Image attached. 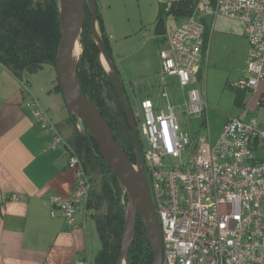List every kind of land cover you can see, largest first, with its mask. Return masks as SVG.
<instances>
[{
	"label": "built area",
	"instance_id": "obj_1",
	"mask_svg": "<svg viewBox=\"0 0 264 264\" xmlns=\"http://www.w3.org/2000/svg\"><path fill=\"white\" fill-rule=\"evenodd\" d=\"M179 1L167 0V10ZM208 16L243 24L248 76L236 89L256 90L264 81V0H197L193 13L166 34L157 100L137 99L132 109L137 125L143 126L139 148L159 219L163 264H264V127L257 119L232 118L212 143L207 102L194 87L206 57ZM170 79L183 104L171 102ZM27 106L44 129L54 132L50 148L62 147L75 170L71 197L51 200L53 213L59 211L74 229L78 210L90 198L92 178L47 114L34 101ZM177 108L190 123L202 119L209 135L185 131ZM76 128L85 134L78 120Z\"/></svg>",
	"mask_w": 264,
	"mask_h": 264
},
{
	"label": "crops",
	"instance_id": "obj_2",
	"mask_svg": "<svg viewBox=\"0 0 264 264\" xmlns=\"http://www.w3.org/2000/svg\"><path fill=\"white\" fill-rule=\"evenodd\" d=\"M112 1L114 0H97L104 28L110 39L112 57L109 56V59L111 62L116 59L119 62L120 49L124 45H120L118 39H131L136 32L132 29V24L119 20L120 11L113 9ZM166 1L156 0L159 14ZM206 19L210 20L213 29L209 39L205 22V64L208 65V71L205 72V91L197 88L202 67L197 73L194 87L207 102L206 82L210 70L218 69L222 54L227 51L236 52L241 41L244 43V54L240 55L236 65L231 66L238 74L232 87L248 76L249 44L241 21L224 16H208ZM226 21L234 24L226 28L222 24ZM157 22V40L165 49L169 30L165 22V26L159 28ZM95 34L102 39L99 19L96 21ZM99 60L104 70L113 74L104 54L100 53ZM160 63L161 59L153 77L146 78L148 82H154L149 88V94L154 99L147 97L139 100H157ZM170 82L171 93L173 90L180 92L175 79H170ZM58 84L56 70L48 64L37 73H25L22 77H17L0 63V264H97L102 243L96 219L87 203L78 210L77 227L74 229L59 211L53 213L52 198L67 200L71 197L76 181L75 170L62 147L50 148L54 132L44 129L33 116L34 108L27 106V102L34 101L68 141L73 135L74 127ZM129 85L130 92L138 95L133 82H129ZM238 94L240 101H237ZM234 105L238 111L233 110L225 115L221 132L232 118H239L244 122L257 119L263 126L264 81L256 90L238 92L236 89ZM217 110L221 111V103H218ZM256 115L259 119L255 118ZM261 155L264 156V150Z\"/></svg>",
	"mask_w": 264,
	"mask_h": 264
},
{
	"label": "trees",
	"instance_id": "obj_3",
	"mask_svg": "<svg viewBox=\"0 0 264 264\" xmlns=\"http://www.w3.org/2000/svg\"><path fill=\"white\" fill-rule=\"evenodd\" d=\"M196 2L197 0H180L168 10L164 4L157 27L165 26V18L189 17ZM97 17L103 45L112 57L110 39L99 10ZM61 36L59 0H0V63L17 77H22L25 73H37L47 64L56 69ZM80 42L83 52L78 61L77 73L82 91L99 108L116 141L135 163L131 126L120 95L100 63V49L92 35V14L87 5ZM58 90L61 91L59 84ZM111 100L117 106L115 114L111 113L108 104ZM237 101H240L239 94ZM70 115L74 132L68 144L81 158L84 170L92 178V190L87 205L96 219L102 243L97 264H117L126 225L128 195L124 194V188L106 161L95 152L98 147L87 128L84 126L86 133L83 136L75 126L77 119L71 113ZM95 181L97 185L93 184ZM128 259L130 264H145V259L146 264H152L154 260V250L151 244L146 243V228L140 217Z\"/></svg>",
	"mask_w": 264,
	"mask_h": 264
},
{
	"label": "water",
	"instance_id": "obj_4",
	"mask_svg": "<svg viewBox=\"0 0 264 264\" xmlns=\"http://www.w3.org/2000/svg\"><path fill=\"white\" fill-rule=\"evenodd\" d=\"M86 5L92 14L93 38L99 46L100 53L104 54L113 74L106 73L120 95L131 126L137 159L136 165L116 141L108 121L95 103L83 93L80 85L77 73L79 59L75 60L74 52L76 44L80 43L86 18ZM98 10L97 0H59L62 36L55 69L57 80L68 111L87 128L89 135L98 147L97 152L106 161L128 195L126 225L121 254L117 264H130L128 255L136 236L139 217L146 228V243L151 244L154 250L152 264H163V242L160 224L139 148L138 125L134 119L127 91L125 88H121L119 74L112 67V62L105 50L102 39L95 34Z\"/></svg>",
	"mask_w": 264,
	"mask_h": 264
},
{
	"label": "rangeland",
	"instance_id": "obj_5",
	"mask_svg": "<svg viewBox=\"0 0 264 264\" xmlns=\"http://www.w3.org/2000/svg\"><path fill=\"white\" fill-rule=\"evenodd\" d=\"M111 4L113 9H118V11H120V13L118 12V15L120 14V16H118L119 20L122 21V23L129 22V24H132L131 27L134 29V32H136V34L132 35L131 39L122 37L118 39L119 44L124 45V47L120 49L121 59H118L119 62H117V59L114 60L115 62H112L113 69H115L121 79V88H125L127 91L131 109L135 110L137 108V99H144L147 97L154 99V96L149 94V88L154 82H148L146 78H152L156 73L160 62L159 54L164 49L156 36V22L158 20L159 8L156 0H114ZM206 18L204 24L206 22L208 37L211 39V31L213 28L210 24V20ZM181 23L182 19H175L173 17L165 18V24L169 31L178 27ZM222 24L224 27L228 28L227 26H231V24L234 23L226 21L224 23L222 22ZM222 24L218 23L220 26ZM80 46L82 47L81 42ZM237 47L238 50L236 52L227 51L222 54L221 66L214 71L213 68L210 70L208 81L206 82V98L208 103L207 120L210 127L212 143H216L222 133L221 129L225 122V115L233 110L238 111L234 105L236 85L232 87L233 82L237 80L235 77L238 74L235 69H231V66L236 65V63L239 62L240 55L244 54V43L241 41V43H238ZM129 52H132V54H129ZM201 67L202 73L198 76L197 88L205 91V72L206 70L208 71V65L206 66L205 60ZM144 79L146 80L144 81ZM129 82H133L137 88L138 95L130 92L131 86ZM170 94L172 103L177 100L178 104H183L180 92L173 90V93H171L170 90ZM218 103H221V111L217 110ZM108 104L111 113L115 114L117 112L116 103L111 100ZM181 110V108H177L180 124L185 131L195 134L197 137L209 135L203 128L202 119H194L191 121L192 123H190V121L181 114ZM255 118L259 119V116L256 115ZM80 128H82L81 124ZM83 129L84 133H86L84 125ZM138 131L140 133L143 131L141 123L138 124ZM93 184L97 185V182L95 181Z\"/></svg>",
	"mask_w": 264,
	"mask_h": 264
},
{
	"label": "bare ground",
	"instance_id": "obj_6",
	"mask_svg": "<svg viewBox=\"0 0 264 264\" xmlns=\"http://www.w3.org/2000/svg\"><path fill=\"white\" fill-rule=\"evenodd\" d=\"M75 56H74V58H75V60L77 61L79 58H80V55H81V53H82V47L80 46V43H77L76 44V47H75ZM80 124H81V122H80ZM82 125V124H81Z\"/></svg>",
	"mask_w": 264,
	"mask_h": 264
},
{
	"label": "flooded vegetation",
	"instance_id": "obj_7",
	"mask_svg": "<svg viewBox=\"0 0 264 264\" xmlns=\"http://www.w3.org/2000/svg\"><path fill=\"white\" fill-rule=\"evenodd\" d=\"M138 135H139V138H140V133L138 132ZM146 261H147V259H145V264H146ZM144 262V261H143Z\"/></svg>",
	"mask_w": 264,
	"mask_h": 264
}]
</instances>
